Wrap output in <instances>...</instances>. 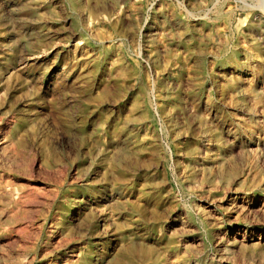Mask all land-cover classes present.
<instances>
[{
	"label": "rangeland",
	"instance_id": "obj_1",
	"mask_svg": "<svg viewBox=\"0 0 264 264\" xmlns=\"http://www.w3.org/2000/svg\"><path fill=\"white\" fill-rule=\"evenodd\" d=\"M262 2L0 0V264H264Z\"/></svg>",
	"mask_w": 264,
	"mask_h": 264
},
{
	"label": "bare ground",
	"instance_id": "obj_2",
	"mask_svg": "<svg viewBox=\"0 0 264 264\" xmlns=\"http://www.w3.org/2000/svg\"><path fill=\"white\" fill-rule=\"evenodd\" d=\"M262 1H263V2H262L263 5H264V0H262ZM262 3H261V4H262ZM260 23H263V19H262V18H260V20H259V24H260Z\"/></svg>",
	"mask_w": 264,
	"mask_h": 264
}]
</instances>
